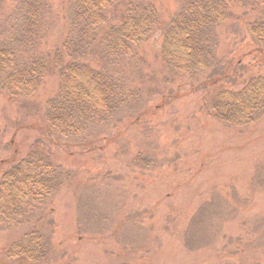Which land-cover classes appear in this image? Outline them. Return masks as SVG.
<instances>
[{"label":"rangeland","instance_id":"rangeland-1","mask_svg":"<svg viewBox=\"0 0 264 264\" xmlns=\"http://www.w3.org/2000/svg\"><path fill=\"white\" fill-rule=\"evenodd\" d=\"M70 1L48 0L49 27L36 52H53L68 34ZM142 1L158 15L148 38L128 55L93 45L83 58L123 79L131 93L107 120L78 136L50 133L44 104L56 92L57 72L29 97L0 91V172L35 148L70 172L28 223L0 227V264H24L8 261L4 250L33 228L51 242L37 264H264V111L233 127L208 109L216 90L264 76V46L248 30L264 22V5L225 0L215 61L184 75L163 62L160 47L186 0ZM16 2L0 0L1 28L17 21ZM123 6L110 8L108 20Z\"/></svg>","mask_w":264,"mask_h":264},{"label":"trees","instance_id":"trees-1","mask_svg":"<svg viewBox=\"0 0 264 264\" xmlns=\"http://www.w3.org/2000/svg\"><path fill=\"white\" fill-rule=\"evenodd\" d=\"M252 2L264 5V0ZM120 3L124 8L114 23L108 20L109 9ZM50 9L48 0H17V21L11 27L0 26V91L10 98L29 97L47 75L57 72V89L44 104V120L54 135L78 136L89 124L107 120L131 96L123 79L83 58L93 45L108 55L132 53L151 35L158 15L150 2L142 0H71L68 34L53 52H36L49 27ZM228 16L225 0L183 2L163 33V62L184 75L208 69L215 61V28ZM107 25L99 35L97 30ZM248 30L264 46V22H252ZM208 109L213 118L229 126L250 125L264 111V76H250L237 89L216 90ZM69 178L70 172L40 149L9 161L0 172V227L28 223ZM50 247L47 234L33 228L12 241L4 256L8 261L37 264L47 258Z\"/></svg>","mask_w":264,"mask_h":264}]
</instances>
